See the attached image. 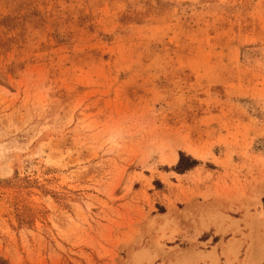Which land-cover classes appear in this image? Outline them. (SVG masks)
Instances as JSON below:
<instances>
[{
    "label": "rangeland",
    "instance_id": "rangeland-1",
    "mask_svg": "<svg viewBox=\"0 0 264 264\" xmlns=\"http://www.w3.org/2000/svg\"><path fill=\"white\" fill-rule=\"evenodd\" d=\"M263 194L264 0H0V264H264Z\"/></svg>",
    "mask_w": 264,
    "mask_h": 264
},
{
    "label": "bare ground",
    "instance_id": "bare-ground-1",
    "mask_svg": "<svg viewBox=\"0 0 264 264\" xmlns=\"http://www.w3.org/2000/svg\"><path fill=\"white\" fill-rule=\"evenodd\" d=\"M263 195H264V194H263ZM191 260H192V259H191ZM191 260H190V262H189L188 264H194V261H191ZM214 262H215V261H212L211 264H215Z\"/></svg>",
    "mask_w": 264,
    "mask_h": 264
},
{
    "label": "trees",
    "instance_id": "trees-1",
    "mask_svg": "<svg viewBox=\"0 0 264 264\" xmlns=\"http://www.w3.org/2000/svg\"><path fill=\"white\" fill-rule=\"evenodd\" d=\"M179 163H180V161H179ZM179 163H178V165H179ZM191 164L193 165V164H195V162L194 161H191Z\"/></svg>",
    "mask_w": 264,
    "mask_h": 264
}]
</instances>
